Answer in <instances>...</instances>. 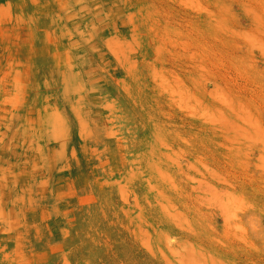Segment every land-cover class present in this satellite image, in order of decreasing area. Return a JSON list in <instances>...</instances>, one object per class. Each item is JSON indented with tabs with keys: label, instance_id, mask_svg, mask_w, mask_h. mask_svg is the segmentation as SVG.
Returning <instances> with one entry per match:
<instances>
[{
	"label": "rangeland",
	"instance_id": "obj_1",
	"mask_svg": "<svg viewBox=\"0 0 264 264\" xmlns=\"http://www.w3.org/2000/svg\"><path fill=\"white\" fill-rule=\"evenodd\" d=\"M0 264H264V0H0Z\"/></svg>",
	"mask_w": 264,
	"mask_h": 264
}]
</instances>
